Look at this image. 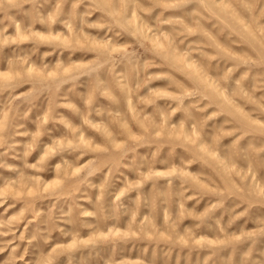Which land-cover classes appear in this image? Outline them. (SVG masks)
<instances>
[{
    "label": "rangeland",
    "instance_id": "374dc122",
    "mask_svg": "<svg viewBox=\"0 0 264 264\" xmlns=\"http://www.w3.org/2000/svg\"><path fill=\"white\" fill-rule=\"evenodd\" d=\"M0 264H264V0H0Z\"/></svg>",
    "mask_w": 264,
    "mask_h": 264
}]
</instances>
